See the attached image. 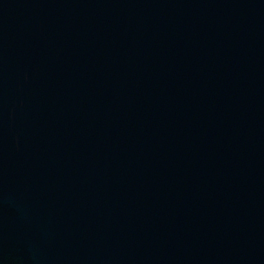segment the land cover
Instances as JSON below:
<instances>
[{"label": "water", "instance_id": "water-1", "mask_svg": "<svg viewBox=\"0 0 264 264\" xmlns=\"http://www.w3.org/2000/svg\"><path fill=\"white\" fill-rule=\"evenodd\" d=\"M0 264H264V0H0Z\"/></svg>", "mask_w": 264, "mask_h": 264}]
</instances>
